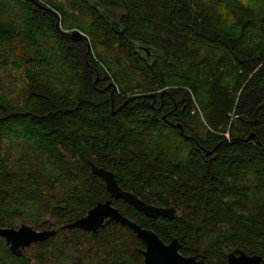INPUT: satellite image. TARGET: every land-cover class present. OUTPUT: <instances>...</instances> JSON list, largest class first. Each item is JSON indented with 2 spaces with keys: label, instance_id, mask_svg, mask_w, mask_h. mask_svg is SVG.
Segmentation results:
<instances>
[{
  "label": "trees",
  "instance_id": "16d2710c",
  "mask_svg": "<svg viewBox=\"0 0 264 264\" xmlns=\"http://www.w3.org/2000/svg\"><path fill=\"white\" fill-rule=\"evenodd\" d=\"M108 199L185 256L264 264V0H0V226L58 230L0 235V264H143L126 225L62 227Z\"/></svg>",
  "mask_w": 264,
  "mask_h": 264
},
{
  "label": "water",
  "instance_id": "95a60500",
  "mask_svg": "<svg viewBox=\"0 0 264 264\" xmlns=\"http://www.w3.org/2000/svg\"><path fill=\"white\" fill-rule=\"evenodd\" d=\"M73 36L84 35L80 31H74ZM178 126L182 129L180 123ZM250 138H256V135L251 133L246 138V133L243 132L240 140H248ZM90 166L92 173L105 181L106 188L113 199H123L150 218H158L160 216L164 218L176 217L177 209L173 205L165 207L147 203L133 192L124 190L112 170L100 167L93 161H90ZM111 221H117L122 225L128 226L142 240L145 245L140 250L144 257L143 264H207L204 257L183 255L179 250L180 242L177 238L166 243L154 230L144 228L122 214L113 205L111 199L98 202L86 215L73 222L66 223L62 227L80 228L96 234L99 229ZM57 231L55 225L51 229L41 230L25 223H22L18 228L0 226V235L6 239L10 249L18 256L23 254L25 248L33 243L43 242L50 236L55 235ZM228 262L229 264H263V257L260 255H249L240 249H234L228 253Z\"/></svg>",
  "mask_w": 264,
  "mask_h": 264
},
{
  "label": "flooded vegetation",
  "instance_id": "af4514ba",
  "mask_svg": "<svg viewBox=\"0 0 264 264\" xmlns=\"http://www.w3.org/2000/svg\"><path fill=\"white\" fill-rule=\"evenodd\" d=\"M144 49V48H143ZM147 53L149 54V52L147 51ZM161 99H162V97H161ZM172 103L174 104V109L173 110H177L178 109V105L175 103V102H173L172 101Z\"/></svg>",
  "mask_w": 264,
  "mask_h": 264
},
{
  "label": "rangeland",
  "instance_id": "374dc122",
  "mask_svg": "<svg viewBox=\"0 0 264 264\" xmlns=\"http://www.w3.org/2000/svg\"><path fill=\"white\" fill-rule=\"evenodd\" d=\"M20 225H21V224H20ZM20 225H19V226H20ZM19 226H18V227H19ZM18 227H17V228H18Z\"/></svg>",
  "mask_w": 264,
  "mask_h": 264
}]
</instances>
